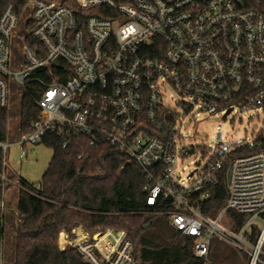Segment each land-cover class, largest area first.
<instances>
[{"label":"built area","instance_id":"1","mask_svg":"<svg viewBox=\"0 0 264 264\" xmlns=\"http://www.w3.org/2000/svg\"><path fill=\"white\" fill-rule=\"evenodd\" d=\"M76 3L109 17L89 16L78 29L74 9L49 0H27L22 16L14 5L1 15L0 105L28 84L43 89L36 99L43 119L15 142L20 160L46 135L58 137L62 149L77 138L90 147L108 143L147 176L146 203L154 214L196 239V257L206 261L217 239L247 255L249 264H264V14L249 0ZM236 107L256 111L261 127L244 138L189 145L196 117H226ZM8 146L0 143L3 211L6 189H27L9 168ZM195 154L202 161L188 171ZM221 177L226 201L206 215ZM230 211L246 217L237 229ZM72 231V246L86 264H135L125 232L91 234L81 225ZM108 233L102 248L98 238ZM108 247L111 252L103 250Z\"/></svg>","mask_w":264,"mask_h":264},{"label":"trees","instance_id":"2","mask_svg":"<svg viewBox=\"0 0 264 264\" xmlns=\"http://www.w3.org/2000/svg\"><path fill=\"white\" fill-rule=\"evenodd\" d=\"M26 1L0 0V18L9 5H14L22 16ZM49 1H61L73 8L78 29L84 27V19L89 16L109 17L99 9H79L76 0ZM248 6L264 14V1L249 0ZM27 41L34 46L40 44L32 37ZM42 91L35 83L20 90V134L31 131L43 119L36 104ZM8 129L9 107L0 105V143L7 142ZM41 142L54 152L38 187L23 178L27 189L19 190L14 264H86L78 249L72 246V229L77 225L89 233L125 232L133 245L135 264H249L247 255L217 239L212 241L206 261L196 257V239L173 230L166 216L154 214L155 207L146 203L147 176L116 147L108 143L90 147L85 139L77 138L69 149H62L61 140L54 135H46ZM2 152L0 147V172ZM80 153H85L86 158L78 159ZM3 191L0 185V201ZM211 194L209 210L204 213L212 216L226 201L224 177L212 188ZM229 213L236 224L234 229L246 219L238 212ZM147 223L151 225L146 227ZM4 235V211L0 208V264ZM110 236L108 233L98 238L102 248ZM103 250L112 251L111 247Z\"/></svg>","mask_w":264,"mask_h":264},{"label":"rangeland","instance_id":"3","mask_svg":"<svg viewBox=\"0 0 264 264\" xmlns=\"http://www.w3.org/2000/svg\"><path fill=\"white\" fill-rule=\"evenodd\" d=\"M13 89V88H12ZM167 97L173 93L171 89L167 90ZM19 93L10 95L9 99V129L7 143V163L9 168L20 177L31 180L35 187L39 186L43 174L46 172L53 156V148L39 142L27 147L26 160H20L19 148L15 144L19 138V124H20V97ZM196 126H189L190 133L196 135L189 141V145L193 146H207L214 145L220 141H229L237 138H244L252 134L253 131L261 127V119L257 117L256 111L249 109L243 110L236 107L226 117L224 115L211 116L206 118L202 114L196 117ZM186 122L189 119L186 118ZM202 161L201 154H195L186 161L188 171H191L196 164ZM19 198V189L11 187L6 189L4 210V227L5 235L3 240V247L1 251V264H14L15 260V231H16V217L14 216L17 208ZM151 223H147L146 227ZM98 232V231H97ZM96 233V232H94ZM91 233V234H94Z\"/></svg>","mask_w":264,"mask_h":264},{"label":"crops","instance_id":"4","mask_svg":"<svg viewBox=\"0 0 264 264\" xmlns=\"http://www.w3.org/2000/svg\"><path fill=\"white\" fill-rule=\"evenodd\" d=\"M15 212H17V210H15ZM14 216L17 217V216L15 215V213H14Z\"/></svg>","mask_w":264,"mask_h":264},{"label":"water","instance_id":"5","mask_svg":"<svg viewBox=\"0 0 264 264\" xmlns=\"http://www.w3.org/2000/svg\"><path fill=\"white\" fill-rule=\"evenodd\" d=\"M29 181V183H32V181L31 180H28Z\"/></svg>","mask_w":264,"mask_h":264}]
</instances>
